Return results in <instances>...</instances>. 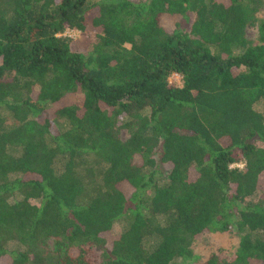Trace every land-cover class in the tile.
<instances>
[{"label": "trees", "instance_id": "obj_1", "mask_svg": "<svg viewBox=\"0 0 264 264\" xmlns=\"http://www.w3.org/2000/svg\"><path fill=\"white\" fill-rule=\"evenodd\" d=\"M263 3L0 0V264H264Z\"/></svg>", "mask_w": 264, "mask_h": 264}, {"label": "rangeland", "instance_id": "obj_2", "mask_svg": "<svg viewBox=\"0 0 264 264\" xmlns=\"http://www.w3.org/2000/svg\"><path fill=\"white\" fill-rule=\"evenodd\" d=\"M258 14L259 15L264 14V3H263V7L258 12ZM65 35L76 39L77 40L76 42L80 46H83L84 40H83L80 32L67 31ZM246 35H247L248 39L255 41L257 39V36H258L257 29L253 28V27H248L246 30ZM169 81L172 85L182 86V78L178 74H173L170 77ZM260 109H262V107H260ZM121 137L123 140H126L128 138V133L126 131H122ZM237 167L242 168L243 166L241 164H239V165H237ZM261 186H263V189H264V181L261 183ZM123 227H124V222H120V223L116 224V226L113 229V233L115 234V233L120 232ZM107 237L109 239H112L113 234H108ZM238 245H239V237L235 233H228V232L216 233V234L204 237L200 242L196 243L194 250H195V253L198 256H200L199 261L203 262V261H205L206 257L209 254H211L215 251H219V250H224V253L228 256L232 255L233 253L236 252ZM39 264H44V263L40 262Z\"/></svg>", "mask_w": 264, "mask_h": 264}]
</instances>
